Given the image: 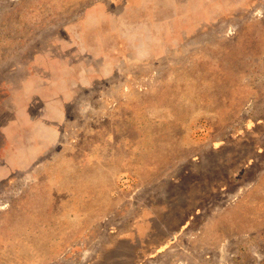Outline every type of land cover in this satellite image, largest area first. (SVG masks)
Instances as JSON below:
<instances>
[{
	"label": "rangeland",
	"instance_id": "obj_1",
	"mask_svg": "<svg viewBox=\"0 0 264 264\" xmlns=\"http://www.w3.org/2000/svg\"><path fill=\"white\" fill-rule=\"evenodd\" d=\"M0 264H264V0H0Z\"/></svg>",
	"mask_w": 264,
	"mask_h": 264
},
{
	"label": "crops",
	"instance_id": "obj_2",
	"mask_svg": "<svg viewBox=\"0 0 264 264\" xmlns=\"http://www.w3.org/2000/svg\"><path fill=\"white\" fill-rule=\"evenodd\" d=\"M65 109H66V108H64V112H65Z\"/></svg>",
	"mask_w": 264,
	"mask_h": 264
}]
</instances>
